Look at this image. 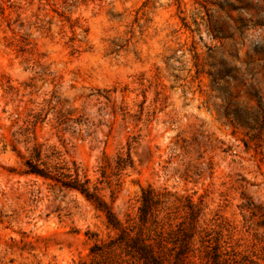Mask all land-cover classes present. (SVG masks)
I'll return each instance as SVG.
<instances>
[{
  "label": "rangeland",
  "instance_id": "1",
  "mask_svg": "<svg viewBox=\"0 0 264 264\" xmlns=\"http://www.w3.org/2000/svg\"><path fill=\"white\" fill-rule=\"evenodd\" d=\"M28 160L125 239L264 264V0H0V264H138Z\"/></svg>",
  "mask_w": 264,
  "mask_h": 264
},
{
  "label": "trees",
  "instance_id": "2",
  "mask_svg": "<svg viewBox=\"0 0 264 264\" xmlns=\"http://www.w3.org/2000/svg\"><path fill=\"white\" fill-rule=\"evenodd\" d=\"M116 91H106L105 96H99L107 101L111 105L112 114L116 115L117 109L122 112V116L125 119L128 112L122 107L117 108L114 102V96ZM143 114V106H141L140 117L141 120ZM132 145L127 144V151L123 155H119L116 161L117 171H123L127 167H132ZM39 158L40 155H37ZM25 166L27 168L25 174L27 176H35L42 178L47 181L54 182L60 187L72 191H76L83 195L88 201L92 202L98 210L104 213L108 225L115 231L121 232L119 236L120 244L123 243L124 251L126 256H130L131 259L138 264H196L193 260L196 258L194 255V250L191 248L189 241L185 238L174 247L169 253L166 254L162 251L161 243H156L153 245L147 243L148 241H142L137 236L134 238L125 239V229L122 227L120 220L114 214L112 209L107 205V203L99 196L97 190H91L88 186V180L81 179L79 177L78 170H74V176L69 173H64L65 168H48L41 167L39 164L32 162L31 160L26 161ZM68 170V169H67ZM69 172V171H68ZM151 190H145L142 192V207L140 208L141 217H145L147 214V209L149 208V202ZM227 254L220 253L217 249H213V252H206L202 256H199V264H249L246 261L238 260L236 258L226 257ZM252 264V263H251Z\"/></svg>",
  "mask_w": 264,
  "mask_h": 264
}]
</instances>
